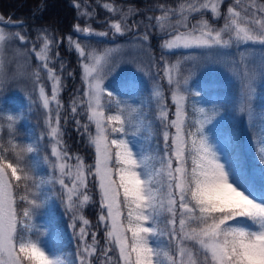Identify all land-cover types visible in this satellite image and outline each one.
Segmentation results:
<instances>
[{"label": "snow or ice", "instance_id": "snow-or-ice-1", "mask_svg": "<svg viewBox=\"0 0 264 264\" xmlns=\"http://www.w3.org/2000/svg\"><path fill=\"white\" fill-rule=\"evenodd\" d=\"M225 2L178 0L175 6L159 4L155 16L148 15L131 24L128 20L137 14L132 6L124 10L103 3V9L113 16L119 14V19L109 18L107 28L99 31L88 23L93 19L92 12L80 13L73 30L85 40L69 34L67 43L69 50L74 48L78 54L82 89L73 94L70 113L63 119L67 124L71 118L76 130L82 129L86 146L94 151L90 164L79 154H70L63 140L64 105L58 99L65 69L59 59L63 39L58 43L51 30L38 29V46L37 40L23 30V21L13 22L0 15V56L8 50L18 55L34 53L40 62L33 85L45 112L44 125L54 158L40 156L46 146L43 132L25 147L12 140L7 145L0 143V264H264V184L257 186L247 178V149L240 133L234 130L224 134L221 142L226 153L222 159L206 129L222 114L224 105L213 102L211 109H200L203 121L190 120L185 94L199 97L201 93L188 87L187 78L181 88L182 81L174 75L181 64L195 63L201 56L210 58L213 51L224 56L233 46L259 45L264 52V0H230L222 8ZM73 6L78 11L81 8L80 3ZM84 16L86 25L81 27L78 21ZM220 19L224 23L217 27L214 22ZM142 27L144 31H139ZM154 27L157 35H165L160 44L162 71L175 106L170 116L159 85L150 92L149 104L157 103L155 120L160 125L162 150L159 143L152 145L156 124L144 111L139 85L132 80H109L118 67L111 58L121 46L106 47L100 52L94 47L87 50L91 37L107 38L111 34L115 39L128 32L134 33L133 47H146ZM177 50H185V54L169 64L164 53ZM247 51L254 54L256 49ZM56 62L60 64L59 72L53 67ZM148 63L157 68L154 59ZM41 70L51 82L50 96L45 93ZM138 71L150 74V69L139 66ZM241 72L243 92L229 110L250 126L258 85L264 82V55L251 64L245 61L236 75ZM125 93L130 94L129 100L139 99L140 103L125 104L120 98ZM104 97L106 103L102 102ZM113 106L117 111L110 114ZM80 116L86 121L82 122ZM7 120L19 122L13 115H7ZM133 122L135 131L131 134L147 144L141 146L139 153L124 138L130 134ZM8 130H13L11 123ZM249 143L255 164L264 166V128ZM255 164L252 172L264 176V167L257 169ZM45 166L47 172L42 174ZM90 178L99 197L97 228L104 230L103 245L83 214L93 200L88 194ZM55 185L61 191L57 192ZM53 198L59 199L71 215L74 252L50 253L42 245L40 235H34V231L39 233L34 217ZM162 238L167 240L164 245L159 243Z\"/></svg>", "mask_w": 264, "mask_h": 264}, {"label": "trees", "instance_id": "trees-1", "mask_svg": "<svg viewBox=\"0 0 264 264\" xmlns=\"http://www.w3.org/2000/svg\"><path fill=\"white\" fill-rule=\"evenodd\" d=\"M178 0H0V15L5 19L11 18L13 22L23 21L25 28L23 29L32 38L37 40L39 46L40 40L37 38L38 29L51 30L52 37L59 43L63 39V43H60L59 47V59L63 61L65 69L62 73L63 87L60 90L58 99L61 100L64 105V109L61 112V130L63 132V140L66 143L67 150L70 154H79L84 158L86 163H92L94 160V151L86 146V139L75 128L74 121L69 118L67 124L64 123L63 117L69 115V104L73 94L77 89H82L81 75L82 70L78 63V54L74 48L69 50L67 43V36L71 34L75 39L85 40L83 36L76 34L73 30V26L77 23V18L80 13L92 12L93 19L88 21L91 27L97 31L105 30L107 28V20L119 19V14L113 16L103 9V3H112L117 7H123L127 10L129 6H132L137 13L133 15L128 24L133 21H139L142 17L148 15L155 16L158 9L156 6L159 4L173 5L177 4ZM230 0H226L222 8H226L227 3ZM75 3H80L81 8L79 11L73 6ZM94 9V11H93ZM210 17V13H209ZM196 17H192L194 21ZM87 17H81L79 23L81 27L86 25ZM153 23H155L153 21ZM217 27L223 25V19L214 22ZM139 31H144L143 27ZM133 32H128L125 36H117L112 38L111 34L107 38L91 37V44L87 46V50L95 48L97 52L103 51L106 47H115L120 45L125 47L126 54L121 58L115 60L113 63L118 65L115 72L109 76V80L115 78L117 82L120 81H135L139 85V94L143 97L145 108L144 111L148 113L149 118L156 124L155 139L152 140L153 147L159 143L162 150L163 140L160 134L159 122L155 120L157 115V109L153 103L149 104V94L153 90V86L163 85L168 89L166 79L163 76V60L161 59V48L165 35H157L155 27L149 32L150 40L148 46L141 49H137L132 46ZM18 45V42H17ZM233 46L232 48H234ZM255 47L257 52H261L260 46L256 45H241L240 49ZM20 51H24L23 46H19ZM229 50V49H228ZM56 48L53 46L52 55L55 56ZM185 54V50H177L173 52H165L164 55L168 58L169 64L174 63L177 57H181ZM11 55V56H10ZM6 55L5 60L2 62V68L0 71V143L7 145L8 140H12L13 143H17L20 147L27 146L33 137H38L42 132L45 133L44 144L46 145L40 153L41 158L47 155L50 159V144L46 135L47 128L44 125L45 112L38 101V92L34 90L33 82L35 80V69L40 63L35 60L34 53H25L24 55H18L11 53ZM154 59L157 68H151L148 63ZM204 56L193 63L189 61L181 64L178 69L179 77L187 78L189 74H194L191 79V90L200 91L199 97L192 96L188 93L186 100V107L189 113L190 120H196L199 118L201 121L204 119V114L200 112L201 108L211 109L213 102L223 104L222 114L218 116L213 124L207 126V132L210 136V141L213 142L217 151L224 157L226 149L221 142L224 134L229 131L238 130L240 133L241 143L247 149L246 153V169L248 172L247 178L251 180L257 186L264 184V176H261L259 172H252L253 165L255 164L254 152L249 143L250 138L257 137L260 134V129L264 128V82H260L258 85L257 98L253 102L255 106V113L251 125L247 129V141L248 147L245 145L244 133L240 127L239 122L234 117L231 108L232 104L237 100L238 84L237 82H231L226 79H222L220 74H211L210 68L206 69L202 66L203 63L209 64ZM138 66L145 70L150 69L149 75H144L143 71H138ZM53 67L59 72L60 64L56 62ZM191 70V71H189ZM41 79L45 84L46 95H51V82L47 80L46 74H43ZM72 75L69 76L68 73ZM209 73V75L207 74ZM133 74H137L136 78H133ZM218 75V76H216ZM108 83V80L105 81ZM165 86V87H164ZM129 93H125L120 97L125 104H139V99L129 100ZM35 99L36 103L33 104L32 100ZM107 97L103 98L102 102L106 103ZM55 109V105H51ZM117 109L113 106L110 110V114H115ZM7 115H13L15 120L19 122H10L7 120ZM82 122L86 121L84 116L79 117ZM12 124V132L8 130L9 124ZM94 132V127L92 128ZM135 131V122L131 128H129V135L124 137L131 141V146L141 149V146L147 147V144L143 138H139L131 133ZM75 163V160L71 161ZM259 169L261 165L255 164ZM47 167L41 169V173H46ZM94 180L89 179L90 191L89 195L93 197L84 208L83 214L90 222V230L97 231L98 239L101 245H103V228H97L98 214H99V197L94 187ZM56 191L59 192V185H55ZM72 223L71 215L66 213L64 206L59 199L53 198L49 206L41 208L38 215L34 217V224L39 228L40 240L44 248L52 252H59L61 250L76 249V240L73 238L72 229L69 225ZM77 225L80 221H76ZM91 242V237H88ZM160 245L167 243V240L162 238L159 241Z\"/></svg>", "mask_w": 264, "mask_h": 264}, {"label": "rangeland", "instance_id": "rangeland-1", "mask_svg": "<svg viewBox=\"0 0 264 264\" xmlns=\"http://www.w3.org/2000/svg\"><path fill=\"white\" fill-rule=\"evenodd\" d=\"M137 49H141V48H137ZM238 49L239 48H237V47L230 48L228 50V52H227V55H224V56H218L216 54V52L213 51L212 56L210 58H207V57L204 56L207 60L210 61L209 64L203 63L202 66H205L206 69L210 68V72H211L212 75L213 74H220L222 79H226V80L231 81V82H234V81L237 82L239 94H242V92H243V83H244L243 74L241 72L240 75H236V70L241 69L242 65L244 64L245 61H247L249 64L258 61V59L262 55H264V52L255 51V53L253 54V53H250V52L247 51V49H249V48H243V49H240V50H238ZM19 50H21V49L19 48ZM124 50H126L125 47H121L120 50H118L117 52H115L113 54L111 59L117 61L118 57L121 58L122 57L121 55L124 56L126 54V52H124ZM11 53L17 54L13 50H8L3 56H0V62H3L5 60L6 55L7 54L10 55ZM249 57H252V59H249ZM233 64H235V68H233ZM0 71H1V68H0ZM176 73L179 74L178 69L176 70ZM176 73H174L175 78L182 81L181 88H183L184 87L183 81H184L185 78L179 77V75L176 74ZM207 74L209 75V73H207ZM193 76H194V74H189V76L187 77V85H188L189 88L191 87V79L193 78ZM216 76H218V75H216ZM136 77H137V74H133V78H136ZM154 87L155 86H153V89H154ZM159 87H160V90L163 93L164 101L169 106V114L171 116V114L175 110V106L171 104L169 85L167 86L168 89L165 86H164L165 87V89H164L163 85H161ZM237 96H238V94H237ZM186 100H187V94H185V104H186ZM152 103L155 106V108L157 109V103L156 102H152ZM236 120L240 124V127H241V129H242V131L244 133L243 135L245 137L244 138L245 145H246V147H248L247 129L249 127V124L244 123L242 120L239 119V117H236ZM251 122H250V125H251ZM131 147H133V146H131ZM133 149H134V151H136L138 153L141 150V149L134 148V147H133ZM222 159H223V157H222ZM52 253H58V252L55 251V252H52Z\"/></svg>", "mask_w": 264, "mask_h": 264}]
</instances>
